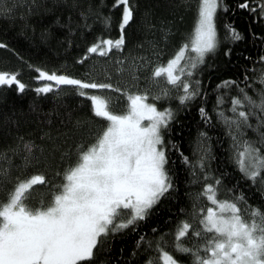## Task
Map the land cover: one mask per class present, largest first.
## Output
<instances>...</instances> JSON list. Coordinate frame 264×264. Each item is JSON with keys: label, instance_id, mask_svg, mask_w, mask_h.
Instances as JSON below:
<instances>
[{"label": "snow or ice", "instance_id": "obj_1", "mask_svg": "<svg viewBox=\"0 0 264 264\" xmlns=\"http://www.w3.org/2000/svg\"><path fill=\"white\" fill-rule=\"evenodd\" d=\"M140 8L141 0H0V19L19 21L23 34L44 44L55 37L65 52L80 49L73 63L82 68L93 61L74 75L26 60L0 40V48L34 71L37 96L51 94L59 104L58 98L72 91L90 100L92 114L73 120L70 110L65 121L54 107L38 137L29 133L26 138L18 124L15 131L7 126L0 133L15 139L0 147V190L6 196L0 201V264H189L187 257L190 264H264V199L249 203L252 189L264 198V31L248 29L253 46H260L253 56L234 48L246 37L229 19L246 11L264 29V0H196L192 29L166 58L173 25L156 17L151 7L144 8L141 21L153 39L129 48L128 30L137 23ZM114 22L118 34H105ZM78 41L84 42L82 48ZM234 55L239 74L229 75L208 60L219 56L226 67ZM241 58L248 63H239ZM205 66L223 72L214 85L211 76L205 83ZM20 71L0 70V86L23 93L29 85L19 78ZM93 89L126 99L125 110L117 112L112 96ZM210 92L215 101L209 110ZM193 106L204 126L198 125L187 155L170 133L180 113ZM53 115L61 117L55 125ZM85 119L90 142L82 131ZM217 124L230 139L229 161L239 176L223 164L212 166L217 160L213 136L223 144ZM77 135L81 138L70 144ZM177 160L181 168L173 166ZM37 165L52 175L13 176V169ZM181 180L189 189L187 206L180 203ZM41 184L47 190L37 196L34 186ZM168 200L177 201L172 206L176 219L168 216L174 228L165 226L161 232L157 222L150 235L139 233L127 257L123 249L120 257L107 255L116 236L137 232ZM168 236L173 237L171 251Z\"/></svg>", "mask_w": 264, "mask_h": 264}, {"label": "trees", "instance_id": "obj_2", "mask_svg": "<svg viewBox=\"0 0 264 264\" xmlns=\"http://www.w3.org/2000/svg\"><path fill=\"white\" fill-rule=\"evenodd\" d=\"M230 2H234V0H230ZM145 7H151L156 17L165 18L168 21L172 22L173 32L170 37V42L167 46L165 58L167 55L172 54L174 52L175 47H178L179 41L182 37H186L187 34L192 29L195 19H196V0H141V8L137 13V23L133 25L131 29L128 30L129 34V48H132L138 42H146L153 39V31L147 30L141 21L143 16V11ZM118 12L114 14L115 18H118ZM229 19H233L235 21L236 26L245 33L246 40L234 45L235 49L245 48L249 51L253 56L257 54L259 45L253 46L252 37L249 35V27H251L254 31L260 32L264 31L261 26L253 21L249 14L246 11H237L235 14L229 16ZM155 22V21H154ZM218 26L221 27V32H223L222 28V20L218 17ZM105 34L115 36L118 34V28L116 27L115 22L113 23L111 29H105ZM37 32H39V25L37 26ZM61 33L57 30V36ZM159 38V34L157 33V39ZM89 41L92 39V35L90 34L88 37ZM0 40L5 41L9 44L10 48H13L18 52L21 56L25 57V59H31L33 63H42L47 68L51 69L53 67L58 68L61 71H67L74 75H81L85 72L89 65L93 63L92 60L88 61V64L83 68L73 63V57L75 55L80 54V49L72 48L69 51L65 52L63 48L59 47L57 39L54 37L47 44L39 42L38 39H34L31 35H25L21 32L19 27V21L16 24L6 20L0 19ZM81 44V48L84 46L83 41H78ZM128 49H125L127 52ZM99 59V57H98ZM208 60L212 64L219 63L224 71L227 74H239V64L236 63L237 57L234 55L232 57V63L228 64L225 67V62L220 59L219 56H209ZM65 61L67 62L65 64ZM239 63H248L244 61L242 58ZM61 65H64L61 67ZM102 65L97 66V71H100ZM21 69L20 71V79L29 85V87L23 92L19 93L15 90L14 87H3L0 86V133L5 131L7 126H11L13 130H16L17 124L19 125V132L22 135H25L28 138V134L31 133L33 137L39 136V130L41 127H47V119L48 114L51 113L52 109L55 107L61 114V117L65 120H69V111L71 110L72 119L74 120L76 116L87 117L91 114V102L86 97H80L78 94L67 91L66 94L59 99V104H57L56 99L53 98L51 94H43V96H37L34 91L35 81L32 77L35 75L32 69H29L25 62L20 60L16 55H14L9 49L0 48V70H8L14 71L16 69ZM253 73L250 71L249 75ZM222 76L223 72L209 69L205 66L204 76L205 83L207 84V78L211 76L212 84L214 85L216 82L217 76ZM85 78H87L85 76ZM113 82H117L115 77L113 78ZM143 83V81L141 82ZM62 87H70V86H62ZM259 87V84H257ZM211 88V85L209 86ZM96 92L99 95L104 96H112L114 101V108L117 112H122L126 107V99L120 98L118 94H115L111 90H90ZM235 94V91H233ZM118 101V102H116ZM215 101V96L211 94L209 96V100L207 103V107L210 110L212 108V104ZM226 101L230 102V98L226 97ZM36 106L35 108L33 106ZM175 106V104H173ZM227 106V105H225ZM214 115V114H213ZM61 117H56L53 115V125H55ZM99 119V118H97ZM179 122H173L172 129L170 133L171 139H174L180 143L182 149L185 154L191 155L193 149V142L196 139L198 125L203 127V122L199 113L196 111L195 106L189 111L181 112L178 118ZM45 122L41 124V122ZM89 121L85 119L82 131L84 132L85 142H90L93 138L89 137L86 133V129L89 127ZM214 123H216L214 118ZM66 126L71 127V124L68 123ZM207 130V129H206ZM216 134L219 135L220 140L223 141V144H219L216 141L215 136H213V149L214 155H216L217 160L213 161V168H220V165L223 164V168L228 169L230 173H233L236 176H239L238 170L235 168L234 163L229 161L230 156V139L226 137L223 133L222 127L217 124ZM249 136L253 135L251 131L248 133ZM81 137L79 135L69 140V143L72 144L74 140H79ZM14 136H8L7 139L0 135V147H3L6 143H14ZM40 141L37 140V143ZM74 146V144H73ZM67 147V145H65ZM174 155H178L175 154ZM75 157L73 156V159ZM194 158V157H193ZM221 158H223L221 160ZM16 163H20L19 157L16 156L13 158ZM56 163L60 166L62 170V165L59 164L57 160ZM176 168H181V162L179 160L173 165ZM220 170H223L222 168ZM43 171L46 172L49 176L52 175V172L44 167L43 165H37L35 167H29L26 170L24 168L13 169V176L19 174L21 179L28 178L31 174ZM185 175L184 171L181 170V176ZM227 183V181H226ZM245 189H247V185H243ZM47 185L41 184L38 186H34V194L39 195L41 193L46 192ZM181 195H180V203L182 206H187L189 197L185 195L189 191L187 187L183 186V180H181ZM251 195V199L249 203L252 204H260L262 202L261 194L258 193L255 189H252L249 193ZM226 193L222 192L221 196L224 197ZM6 198L5 192L0 190V201H3ZM48 197H45L47 201ZM32 203L38 204V201H32ZM177 201L168 200L160 205L159 211L153 213V216L143 222L137 232H127L122 236H116L112 242V252L107 255L116 257H120V250L123 249L124 256L127 257L132 247L134 246V242L136 237L140 232H145L147 234H151V229L158 222L161 227L160 231H164L165 226L169 228H174V224L168 222V216H173L175 220L176 217L172 211V206L176 205ZM202 203H210L206 200L202 201ZM169 244L168 250L171 249V243L173 241L172 236L167 237ZM154 254V253H153ZM190 264V257H187ZM159 264H162V261H159Z\"/></svg>", "mask_w": 264, "mask_h": 264}, {"label": "rangeland", "instance_id": "obj_3", "mask_svg": "<svg viewBox=\"0 0 264 264\" xmlns=\"http://www.w3.org/2000/svg\"><path fill=\"white\" fill-rule=\"evenodd\" d=\"M209 203H205V205L207 206Z\"/></svg>", "mask_w": 264, "mask_h": 264}]
</instances>
